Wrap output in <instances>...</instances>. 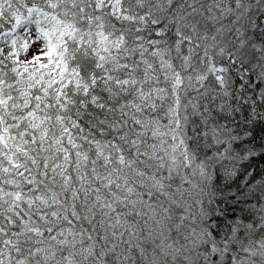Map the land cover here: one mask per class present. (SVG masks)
I'll return each instance as SVG.
<instances>
[{
  "label": "snow or ice",
  "instance_id": "6c2138e0",
  "mask_svg": "<svg viewBox=\"0 0 264 264\" xmlns=\"http://www.w3.org/2000/svg\"><path fill=\"white\" fill-rule=\"evenodd\" d=\"M0 264H264V0H0Z\"/></svg>",
  "mask_w": 264,
  "mask_h": 264
}]
</instances>
